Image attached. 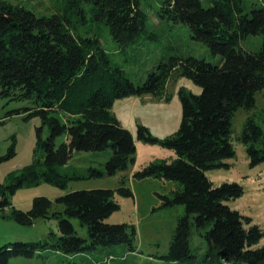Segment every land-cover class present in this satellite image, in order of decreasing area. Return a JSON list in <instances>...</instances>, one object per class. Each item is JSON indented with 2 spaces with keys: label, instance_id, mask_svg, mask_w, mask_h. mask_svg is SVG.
<instances>
[{
  "label": "trees",
  "instance_id": "1",
  "mask_svg": "<svg viewBox=\"0 0 264 264\" xmlns=\"http://www.w3.org/2000/svg\"><path fill=\"white\" fill-rule=\"evenodd\" d=\"M64 1L61 9L47 15L0 0V96L29 101L27 116H39L49 128L48 137L39 139L43 161L24 167L6 187L9 192L37 184L41 178L64 188L70 176L59 173L56 166L66 164L73 151L111 147L108 173L125 169L134 161L135 144L131 132L111 112L114 100L130 94L162 95L167 78L177 72L201 87L199 94L180 90L178 129L159 140L145 126L137 127L140 138L159 141L176 157L133 173L137 179L165 177L181 184L172 197H165L166 204H183L185 213L177 218L163 257L198 264H264V242L259 245L264 232L225 203L241 195L242 185L235 181L214 185L205 174L234 154L232 116L240 107L251 108L256 92L264 89V42L256 52L240 46L249 34L264 37V3L247 12L243 0H207L208 6L202 0H159V17L189 26L191 37L220 54L221 62L172 57L135 86L111 66L103 43L110 37L117 45H128L146 32L144 0ZM62 134L65 141L56 145V137ZM241 139L247 144L250 163L264 162V130L253 118H247ZM119 191L132 194L125 186ZM112 195L107 188L73 190L56 198L63 209L51 214V200L46 196L34 197L26 211L12 206L9 216L20 224L50 215L58 218L59 235L53 243L44 239L4 244L0 264L16 256L32 257L49 246L76 253L126 242L132 249L134 229L105 221L119 207ZM8 205L11 202L0 185V210ZM71 217L86 226L88 240L76 233ZM192 226L208 245L200 260L190 253Z\"/></svg>",
  "mask_w": 264,
  "mask_h": 264
},
{
  "label": "rangeland",
  "instance_id": "2",
  "mask_svg": "<svg viewBox=\"0 0 264 264\" xmlns=\"http://www.w3.org/2000/svg\"><path fill=\"white\" fill-rule=\"evenodd\" d=\"M23 5L37 14H52L61 9L64 0H7ZM247 12L264 0H243ZM159 0H144L142 7L147 13V30L135 42L120 46L110 37L103 43L112 67H118L123 75L135 86L146 81L149 72L158 70L172 57L203 58L219 64L221 55L212 53L205 43L191 37L187 25L159 17ZM204 6L210 3L202 0ZM73 21L74 16L70 17ZM105 36V35H104ZM264 37L249 34L240 40L245 51L256 52L263 45ZM199 94L201 87L192 79L177 72L166 80L162 95H126L116 98L111 112L119 124L128 129L134 140V161L125 169L108 173L106 162L112 155V148L101 151H73L66 164L57 165L61 174L70 178L64 188L40 179L37 184H25L10 193L6 188L15 181L22 169L33 162H42L44 153L39 139L49 135L47 124L39 116H27V100H11L0 96V185L4 187L11 205L0 210V246L13 241H37L47 239L53 243L59 235L58 218L38 217L32 224H20L9 216L12 206L26 211L32 199L46 196L51 200L52 211H61L63 205L57 197L73 190L107 188L113 190L112 199L118 209L105 219L107 223H123L127 230L134 229L132 249L126 242L85 249L76 253H65L52 246L39 249L32 257L16 256L8 264H198L185 261H169L167 254L177 218L185 213L183 204H166L165 197H172L173 190L181 188L180 182L165 177L147 176L137 179L136 170L152 162L170 161L176 154L159 141H147L137 134L139 125L145 126L152 137L159 140L175 132L182 119L180 90ZM248 117L264 130V89L256 92L251 108L240 107L232 116L231 143L234 154L222 159V164L205 171L214 185L223 182H238L243 192L234 199L225 200L232 209L238 210L264 232V162L251 164L247 154V144L241 139L243 126ZM40 133L38 134V129ZM65 134L55 139L58 145L65 141ZM11 151L14 152L10 155ZM125 186L131 195L119 191ZM76 233L88 240L87 228L78 218H69ZM191 254L200 260L206 254L208 245L204 237L191 227ZM88 242V241H87ZM264 242V236L259 245Z\"/></svg>",
  "mask_w": 264,
  "mask_h": 264
}]
</instances>
